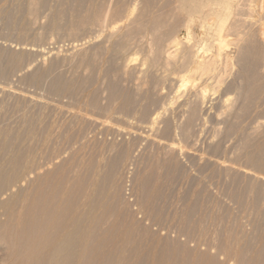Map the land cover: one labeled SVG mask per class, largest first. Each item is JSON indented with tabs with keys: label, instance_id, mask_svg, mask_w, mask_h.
I'll return each instance as SVG.
<instances>
[{
	"label": "rangeland",
	"instance_id": "374dc122",
	"mask_svg": "<svg viewBox=\"0 0 264 264\" xmlns=\"http://www.w3.org/2000/svg\"><path fill=\"white\" fill-rule=\"evenodd\" d=\"M124 1L0 0V130L2 129L4 136L8 137L7 140L11 143L10 148L13 151L9 148L11 151L9 154L17 159L21 158L19 161L21 164H17L16 168L11 162L8 163L10 157L8 150L1 152L2 159L1 156L0 159L3 161L0 160V162H3L2 165L5 162L6 173H10L11 169L13 171V168L16 174L19 169L21 173L18 171L19 182L17 180L15 184L17 188H13L11 193L2 195L0 198L2 197L3 201H11L12 205L14 202L13 206L16 208L14 207L13 211L16 214H24L30 207L29 204L33 203L31 200L34 201V198L39 196L35 200L39 199L42 204H48L47 201L51 199L56 203L58 199L63 203L66 201L67 205L64 203L63 208L73 206L81 208L79 210L82 212H87L94 206L98 207L97 204L101 203L105 206L97 210L101 211L103 208L105 211V208L109 206L107 209L112 208L117 213L126 212L121 213L124 216L127 214V218L130 216V220L133 218L140 221L139 217L147 212L151 213L152 206L155 204L156 207L164 210L165 219L160 222V224L163 222L162 226L165 224L164 227L169 225L174 229H180L186 217L183 215L188 216L187 212H189L194 214L190 215L193 219L188 216L193 221L190 223L192 230L203 232V242L206 241L211 245L212 243L235 244L237 242L244 246L249 240H253L252 243L259 245V236L264 230V154L262 155V152L264 153V102L262 101L264 77L262 76L263 79H261V75H264V16H262L264 8L260 9L259 5L256 6L258 0H239L233 3V12H236L234 14L232 12L229 22L226 21L230 23L228 28V24H225L227 28L225 32L228 33L225 39L229 40H226L229 42H226V45L229 44L230 50L228 51L225 46L224 49L227 52L224 49L223 51L230 55L234 54V56L231 55L232 59L240 62L242 58L245 62L241 60L240 63L234 64L236 61L232 60L230 67L218 69V73L215 72L217 75L212 73L210 75L212 80L209 81V76L203 77L204 81L199 80L195 85L193 80L189 83L183 82V78L190 75L186 65L188 63L184 61L195 59L197 53L203 48L201 43L204 47L210 39L215 43L218 28V23L214 21L216 17L209 18V23L205 24L208 27L206 28L202 26L204 21L201 22L199 18L189 19L184 10L176 8L177 4L181 5L183 0ZM185 1L183 3L187 7L190 4L187 2H192V0ZM254 3L255 6H253ZM100 9L105 12L104 15ZM241 10H244V14ZM115 11L116 13L121 11V14H115ZM107 13L108 16L105 15ZM174 14L177 18L181 17L179 21L173 17ZM235 14L239 17H235ZM102 15L104 18H100ZM240 15H243L245 19ZM256 15L257 18H255ZM110 16L112 20L108 19ZM173 19L175 22L169 23ZM238 19H243L245 24ZM187 20L190 21H188L190 25ZM214 23L217 25L215 26ZM169 24L172 27L176 24L179 32L175 27L174 33H170L173 28ZM209 24H212L211 27L214 29H211ZM235 25L238 26V30ZM180 26L183 27L180 29ZM169 27L172 29L170 30ZM247 28L249 33L245 31ZM243 29L248 34H243L244 32L241 31ZM207 31L213 36L210 34L207 36ZM254 31L258 32H256L257 36ZM168 33L173 35L167 36ZM241 34L246 37L244 38ZM174 35L177 36L174 37ZM248 35L252 37L248 38ZM238 36L241 42L245 43L244 45L241 43L242 47H249V45L255 47H249L250 49L247 50L252 52L249 56H252L253 63L250 62L251 57L247 60L246 56L241 57L242 50H237L240 49L236 41ZM205 37L208 38V42ZM253 37H256L253 40L258 38L260 40L253 42ZM173 38L177 40L180 38L181 41L179 40L178 44L183 42L186 47L183 43L182 46L181 44L174 46ZM200 38L204 42H198L201 41ZM212 42L208 44L211 46ZM189 43L191 47L188 48ZM209 45H206L207 49H210ZM193 46L196 47L193 48ZM187 49L190 54L192 53L191 55ZM211 49L213 53L215 48ZM168 51L174 52L175 57L168 58ZM261 51H263L262 57H260ZM177 52L186 53V56L183 57V54ZM236 54L240 56L237 58ZM257 54L262 64L256 59ZM178 55H181L179 58L183 69L179 62H176L179 61ZM188 55L190 57L187 58ZM245 63L246 65L248 63L251 68L250 75L248 66L244 67ZM250 63L255 67L261 66V68L257 67L259 72ZM240 64L241 69H239ZM185 68L187 71L183 73ZM252 68L256 71L253 69L254 72L251 73ZM238 70H242L239 71V75H237ZM255 72L257 75L259 73L263 86L261 80L254 77ZM244 75L249 76L250 82ZM251 75L254 78L252 80L260 81L256 84L251 80ZM234 77L237 79L233 80ZM245 78L247 79L245 83L241 82ZM216 79H218L217 82ZM230 80H233L232 83ZM226 81H229L230 86ZM258 83L261 84L262 88H259L261 91H257ZM251 84L252 86L255 84L257 89L254 86L251 87ZM225 86L227 89L224 88ZM247 86L255 89L256 94L252 95L255 92L250 87L248 88L250 92H247ZM232 87H235V90ZM195 89L196 92H194ZM202 90H207L204 93L205 96L201 95ZM241 91L244 92L241 93ZM247 96L250 99H247ZM239 102H242V105ZM194 104L202 108L198 109ZM194 108L196 112L193 111ZM189 110L195 113L192 114ZM187 113L193 116V120ZM152 122L156 125H152ZM9 129L11 132L8 131ZM260 146L263 148L262 151ZM53 183H56V186L52 185ZM50 186L53 187L50 188ZM18 197L19 200L21 199L19 202ZM51 201L50 206L54 205ZM191 206L197 210L193 209L194 212L189 210ZM5 213H7L6 210L0 208V224L7 221ZM1 227H3L2 224L0 229L5 232L2 233L0 230V264H8L7 257L11 248L8 246L13 244L8 245L7 239L10 236L15 238L18 234L13 228L11 230ZM5 227H8L7 224ZM7 230L14 232L15 235L13 233L8 235ZM13 237L10 239H14ZM70 261L68 260L67 264L75 263L73 259ZM27 263L31 264L30 261L25 264ZM38 264L44 263L42 261Z\"/></svg>",
	"mask_w": 264,
	"mask_h": 264
},
{
	"label": "bare ground",
	"instance_id": "6f19581e",
	"mask_svg": "<svg viewBox=\"0 0 264 264\" xmlns=\"http://www.w3.org/2000/svg\"><path fill=\"white\" fill-rule=\"evenodd\" d=\"M124 1V0H123ZM181 1V0H180ZM185 0H183L181 3L182 4H184L183 2H184ZM189 1H191V0H189ZM236 1H239V0H194V2H193V0H192V2H187L189 5H188V7L186 6V4H184V6H186V8H184V6H183V8H181V5L180 4H177V7L176 6H174V7H176V8H179V9H181V10H184V12H186L187 13V18L189 17V19L191 18V19H193L194 20V18L196 19V18H199V20L201 21V22H203L204 21V24H202V26L204 25L206 28H208L205 24H207V22L209 23V20L211 19V16H214V17H216V20L214 19V21H215V23H218V28L216 29V34H217V38L216 39H214L215 40V43L214 42H212L211 41V39H210V42H212L211 43V46L208 44V43H210V42H208V38L206 39V37H205V39L207 40V44H205V47L204 46H202V43H201V47H203V48H201L202 50H201V52H199V53H197L198 55L195 57V59L193 58V60L191 59V60H188V59H186L184 62H186V63H188V64H186V65H188V73L190 74V75H188V77H184L183 78V82L185 83V82H187V83H189L190 82V80H193V82L195 83V85H196V83H197V81H201L202 79H203V77L205 78V77H207V76H209L210 77V75H212V73H214V74H216L215 72L217 71V73H218V69H220V68H222V69H226V68H228V67H230V65H231V63H233L232 62V60H234V59H232L233 57H231V55L232 56H234V54H228V53H226L227 51H226V49H224V47L225 46H227V48H228V45L229 44H227L226 45V42L227 43H229L228 41V39L226 38L225 39V37L227 36V34L228 33H226L225 32V29H227L228 28V26H229V24L226 22V21H228V19L231 17L230 15L232 14V12H233V6H234V4L233 3H235ZM255 1V0H254ZM118 2H121V0L119 1L118 0ZM125 2V1H124ZM178 2V1H177ZM186 2V1H185ZM244 2V1H243ZM257 2V1H256ZM33 3V2H32ZM178 3H180V2H178ZM239 3V2H238ZM242 3V2H241ZM246 3V2H245ZM39 4H41V3H39ZM45 4V3H44ZM119 4V3H118ZM124 4V3H123ZM122 4V5H123ZM173 4V3H172ZM114 5H115V3H114ZM178 5H180L179 7H178ZM252 5V4H251ZM258 5H259V7H260V9H263L264 8V0H258V4H256V6L258 7ZM37 6V5H36ZM99 6V5H98ZM103 6V5H102ZM102 6H99V7H102ZM120 6V5H119ZM149 6V5H148ZM167 6V5H166ZM173 6V5H172ZM244 6V5H243ZM245 6H248V5H245ZM253 6H255V3L253 4ZM98 7V8H99ZM105 7V6H104ZM115 7H116V5H115ZM126 7V6H125ZM152 7V6H151ZM174 7H169V8H171V9H173ZM33 8H36V7H33ZM107 8V7H106ZM166 8V7H165ZM175 8V9H176ZM239 8V7H238ZM238 8H237V10H238ZM241 8V7H240ZM244 8V7H243ZM253 8V7H252ZM112 9V8H111ZM123 9V8H122ZM168 9V8H167ZM259 9V8H258ZM101 10V13H103V15H104V13L105 12H102V9H100ZM181 10H179V11H181ZM236 10V9H235ZM251 10V9H250ZM253 10V9H252ZM255 10H257L256 8H255ZM255 10H254V13H255ZM9 11V10H8ZM96 11V10H95ZM103 11H104V9H103ZM106 11V10H105ZM117 11V10H116ZM116 11H115V14H121L120 12H118V13H116ZM167 11V10H166ZM169 11H170V9H169ZM174 11V10H173ZM177 11H178V9H177ZM177 11H175L176 13H177ZM242 11V10H241ZM248 11V10H247ZM246 11V12H247ZM10 12V11H9ZM61 12V11H60ZM100 12V11H99ZM109 12V11H108ZM111 12V11H110ZM112 12L114 13V10H112ZM122 12H124V9L122 10ZM127 12V11H126ZM174 12V13H175ZM183 12V14H185ZM236 12V11H235ZM235 12H233V14L235 13ZM238 12H240V11H238ZM244 12V10L242 11V13ZM249 12V11H248ZM11 13V12H10ZM62 13V12H61ZM92 13V12H91ZM101 13H100V15H101ZM113 13H112V16H113ZM152 13V12H151ZM155 13V12H154ZM179 13V12H178ZM263 13H264V10H263ZM88 14H90V13H88ZM122 14H124V13H122ZM164 14H165V12H164ZM163 14V15H164ZM180 14V13H179ZM178 14V15H179ZM238 14H240V13H238ZM238 14H235V17H237L236 15H238ZM244 14V13H243ZM248 14V13H247ZM246 14V15H247ZM256 14V13H255ZM8 15H9V13H8ZM11 15V14H10ZM58 15V14H57ZM80 15V14H79ZM82 15H83V13H82ZM97 15V14H96ZM95 15V16H96ZM99 14H98V16H100ZM102 15V17H100V18H104V16ZM105 15H109L108 13L107 14H105ZM111 15V14H110ZM125 15V14H124ZM123 15V16H124ZM150 15V14H149ZM162 15V16H163ZM166 15V14H165ZM177 15V16H178ZM260 15H261V13H260ZM81 16V15H80ZM97 16V17H98ZM147 16V15H146ZM185 16V15H184ZM240 16H243V15H240ZM251 16V15H250ZM249 16V17H250ZM262 16H264V14L262 15ZM262 16H260V18L262 17ZM84 17H86V16H84ZM89 17H90V15H89ZM92 17V16H91ZM94 17V16H93ZM116 17V16H115ZM115 17H113L114 19H116ZM118 17V16H117ZM119 17H120V15H119ZM118 17V18H119ZM157 17L159 18V16L157 15ZM169 17V16H168ZM174 18L176 17V15L174 14V16H173ZM239 17V16H238ZM237 17V18H238ZM8 18V17H7ZM87 18V17H86ZM86 18H85V22H86ZM106 18V17H105ZM108 18V17H107ZM112 17L110 16V18H108L109 20H112L111 19ZM155 19H156V17H154ZM154 18H152V19H154ZM162 18V17H161ZM170 18V17H169ZM177 18V17H176ZM181 17H179V18H177L178 19V21H179V19H180ZM185 18V17H184ZM210 18V19H209ZM213 18V17H212ZM237 18H235V19H237ZM242 18V17H241ZM243 18H244V16H243ZM251 18V17H250ZM253 18V17H252ZM255 18H257V15H256V17ZM254 18V19H255ZM258 18H259V16H258ZM264 18V17H263ZM9 19V18H8ZM80 19V18H79ZM89 19V18H88ZM99 19V18H98ZM108 19L106 20V23H107V21H108ZM121 19V18H120ZM119 19V20H120ZM150 19V18H149ZM172 19V18H171ZM231 19V18H230ZM233 19V18H232ZM245 19V18H244ZM246 19H248V18H246ZM147 20V19H146ZM161 20V19H160ZM165 20V19H164ZM163 20V21H164ZM169 20V19H168ZM168 20H166L167 22H168ZM183 20V19H182ZM192 20V21H193ZM234 20V19H233ZM240 19H238V21H239ZM242 21H243V23H244V20L243 19H241ZM239 21V22H242V21ZM250 20V19H249ZM258 21H259V19H257ZM261 20H262V18H261ZM260 20V21H261ZM8 21V20H7ZM11 21V20H10ZM152 21H154V20H152ZM162 21V20H161ZM160 21V22H161ZM172 21H173V23L175 22V20L173 19V20H171V22H169V23H172ZM189 20H187V22H188ZM214 21H212V23L214 22ZM246 21V20H245ZM263 21H264V19H263ZM12 22V21H11ZM14 22V21H13ZM137 22V21H136ZM142 22V21H141ZM145 22V21H144ZM156 22H158L157 20H156ZM155 22V23H156ZM159 22V23H160ZM190 22V21H189ZM189 22H188V24H189ZM211 22V21H210ZM229 22V21H228ZM234 22V21H233ZM237 22V21H236ZM235 22V23H236ZM248 23H249V21H247ZM257 22V21H256ZM104 23V22H103ZM102 23V24H103ZM146 23V22H145ZM148 23V22H147ZM150 23V22H149ZM154 23V22H153ZM162 23H164V22H162ZM161 23V25H163ZM186 23V22H185ZM193 23V22H192ZM215 23H214V25H215ZM228 25H227V24ZM234 23V24H235ZM238 23V22H237ZM236 23V24H237ZM248 23H246V24H248ZM84 24V23H83ZM82 24V25H83ZM143 24V23H142ZM165 24V23H164ZM177 24V23H176ZM175 24V25H176ZM225 24L227 25V28H225ZM245 24V23H244ZM255 24V23H254ZM260 24H262V22L260 23ZM160 25V24H159ZM174 24H173V27L169 24V26H171L172 28V30L170 29V27H169V29L171 30V32L170 33H174L173 32V30H175L174 28L176 27ZM180 25H182L181 23H180ZM186 25V24H185ZM190 25V24H189ZM210 25V24H209ZM212 25V24H211ZM211 25H210V28L212 29L213 27H211ZM217 25V24H216ZM215 25V26H216ZM240 25V24H239ZM252 25V24H251ZM136 26V25H135ZM139 26V25H138ZM164 27H165V25H163ZM187 26V25H186ZM203 26V27H204ZM233 26V25H232ZM236 26V25H235ZM243 26V25H242ZM264 26V25H263ZM149 27H151V26H149ZM155 27V26H154ZM181 27H183V26H180V29H181ZM189 27V26H188ZM237 27V30H238V26H236ZM247 27V26H246ZM249 27V26H248ZM152 28H153V26H152ZM187 28V27H186ZM190 28H191V26H190ZM190 28H188V30H189V32H191V34H192V31H190ZM205 28V29H206ZM229 28H232V27H229ZM244 28H245V26H244ZM251 28V27H250ZM261 28V27H260ZM264 28V27H263ZM160 29V28H159ZM163 29V28H162ZM166 29H167V26H166ZM169 29L167 30L168 32H169ZM177 29H179L178 27H176V30ZM185 29V28H184ZM205 29H203L204 31H206ZM214 29V28H213ZM242 29V28H241ZM255 29H257V28H255ZM150 30H151V28H150ZM235 30V29H234ZM244 30L245 29H243V30H241L242 32H244ZM260 30V29H259ZM258 30V32L260 33V31ZM263 30V29H262ZM261 30V31H262ZM155 31V30H154ZM178 31V30H177ZM209 31V30H208ZM207 31V32H208ZM229 31V30H228ZM232 31V30H231ZM245 31H247L248 33H249V29L247 28V30H245ZM251 31V30H250ZM179 32V31H178ZM210 32V31H209ZM208 32V34L206 33V35L208 36L209 34L211 35V33H209ZM212 32V31H211ZM234 32V31H233ZM235 32H236V30H235ZM241 32V33H242ZM247 32H244L243 34H248ZM252 32H253V29H252ZM255 32V31H254ZM257 32V31H256ZM255 32V33H256ZM257 32V33H258ZM153 34H154V32H152ZM166 33V32H165ZM164 33V34H165ZM187 33V32H186ZM194 33V32H193ZM214 33H215V31H214ZM232 33V32H231ZM230 33V34H231ZM237 33V32H236ZM240 32H238V34H239ZM257 33H256V36H257ZM177 34H179V33H177ZM188 34V33H187ZM190 34V35H191ZM216 34H214V36H216ZM243 34H241L242 36H244ZM160 35H161V33H160ZM162 35H163V32H162ZM171 35V34H170ZM169 35V33L167 34V36H170ZM173 35V34H172ZM171 35V36H172ZM205 35V34H204ZM205 35V36H206ZM250 35V34H249ZM247 36L248 38H251L252 36ZM253 35H254V33H253ZM262 35V34H261ZM175 36H177V35H174V37ZM189 36V35H188ZM188 36H187V38H188ZM192 36V35H191ZM194 36V35H193ZM192 36V37H193ZM211 36H213V35H211ZM231 36H233V35H231ZM258 36H260L259 34H258ZM196 37H197V35H196ZM195 37V38H196ZM228 37V36H227ZM234 37V36H233ZM232 37V39H234ZM235 37H237V36H235ZM239 37V36H238ZM246 37V35L244 36V38ZM159 38V37H158ZM161 38H162V36H161ZM165 38H167V37H165ZM170 38H172V37H170ZM177 38V37H176ZM182 38V37H181ZM203 38V37H202ZM213 38V37H212ZM243 38V39H244ZM254 38H256V37H253L252 38V40L254 39ZM261 38V37H260ZM174 39V38H173ZM178 39V38H177ZM177 39H174L175 41L173 42V44H174V46L177 44L178 46H179V44H181V46H182V43L183 42H181V43H179L178 44V41L180 40V38H179V40H177ZM188 39H191V38H188ZM188 39H186V41L188 40ZM194 39V38H193ZM204 39V38H203ZM259 39V38H258ZM257 39V40H258ZM200 40H201V38H200ZM206 40H205V42H206ZM213 40V39H212ZM226 40H228V41H226ZM257 40H253V42L254 41H257ZM260 40V39H259ZM160 41V40H159ZM158 41V42H159ZM162 41V40H161ZM181 41V40H180ZM231 41V40H230ZM237 46H238V48H240V49H237V50H242L241 51V57H242V55H244V56H246V59L247 58H250V62H254V60H253V58H252V56H249V54L250 55H252V52L250 51H247L248 49H250L251 47H253V48H255L254 46H250L249 45V47L248 46H246V47H242V45H241V43H243V45L245 44L244 42H241L242 40H241V38L239 37L237 40ZM244 41H245V39H244ZM247 41H248V39H247ZM165 42V41H164ZM166 42H167V40H166ZM193 42V41H192ZM198 42H204V41H198ZM248 42H250V41H248ZM253 42H251V43H253ZM258 42V41H257ZM261 42V41H260ZM159 43H161V42H159ZM195 43H196V39H195ZM231 43H233V42H231ZM263 43V42H262ZM157 44V43H156ZM171 44V43H170ZM184 45V47H186L185 46V43H183ZM188 44V43H187ZM186 44V45H187ZM190 44L191 43H189V45H188V48H189V46H190ZM247 44H249V43H247ZM259 44V43H258ZM258 44H257V46H258ZM193 45V44H192ZM198 45V44H197ZM196 45V46H197ZM206 45H209V48L210 49H207L208 47L206 46ZM233 45H236V43H233ZM254 45V44H253ZM263 45V44H262ZM196 46H193V48L194 47H196ZM200 46V45H199ZM173 47V46H172ZM184 47H182L183 49H184ZM191 47V46H190ZM207 47V48H206ZM231 47V46H230ZM236 47V46H235ZM248 47V48H247ZM262 47V46H261ZM155 48H156V46H155ZM176 48V47H175ZM179 48V47H178ZM181 48V49H182ZM192 48V49H193ZM211 48H215V51L212 53L211 51H212V49ZM252 48V49H253ZM264 48V47H263ZM263 48H262V50H263ZM169 49V48H168ZM171 49V48H170ZM174 49V48H173ZM180 49V48H179ZM186 49V48H185ZM191 49V48H190ZM196 49H200V48H196ZM223 49L226 51V52H224L223 51ZM251 49V50H252ZM257 49V48H256ZM176 50V49H175ZM178 50V49H177ZM230 50V48H228V51ZM255 50V49H254ZM258 51L260 50V48L259 49H257ZM154 51V50H153ZM180 51V50H179ZM186 51V50H185ZM184 51V52H185ZM209 51L211 52V53H209ZM253 51V50H252ZM264 51V50H263ZM263 51H261V55H260V57H262V53H263ZM157 52V51H156ZM161 52V51H160ZM169 53H168V58H174L175 56H174V52H171V51H168ZM182 52H183V50H182ZM187 52H188V49H187ZM192 52V51H191ZM194 52V51H193ZM196 52H198V51H196ZM196 52H194V53H196ZM233 52V51H232ZM231 52V53H232ZM239 52V51H238ZM247 52H249V53H247ZM255 52H256V50H255ZM254 52V53H255ZM158 53V52H157ZM167 53V52H166ZM178 53V52H177ZM180 53V52H179ZM178 53V54H179ZM189 53V52H188ZM234 53V52H233ZM247 53V55H245ZM253 53V54H254ZM257 53V52H256ZM255 53V54H256ZM260 53V52H259ZM154 54V53H153ZM176 54V53H175ZM180 54H183L182 56L184 57V56H186V53H180ZM190 54V53H189ZM192 54V53H191ZM190 54V55H191ZM254 54V55H255ZM240 55H238V56H240ZM258 56V58L256 57V59H260V57H259V54H257ZM16 56V55H15ZM181 56V55H180ZM179 55H178V58L180 57ZM194 56V55H193ZM236 56H237V54H236ZM238 56H237V58H238ZM244 56H243V58H244ZM3 57V56H2ZM188 57H190L189 55L187 56V58ZM192 57V56H191ZM181 58V57H180ZM179 58V61H176V62H179L178 64L181 66V63H180V61H181V59ZM17 59H19V58H17ZM235 59H236V57H235ZM252 59V60H251ZM255 59V58H254ZM255 59V60H256ZM263 59V58H262ZM167 60H169V59H167ZM171 60V59H170ZM241 60H242V58L240 59V62H241ZM248 60V59H247ZM246 60V61H247ZM257 60V61H258ZM16 61V60H15ZM191 61V62H190ZM234 61H236V60H234ZM262 61V60H261ZM176 62H175V64H176ZM237 62H239L238 60L234 63V64H236ZM239 62V63H240ZM242 62L244 63L245 62V60H242ZM249 62V61H248ZM238 63V64H239ZM252 63H250V64H252ZM258 62H256V64H257ZM259 63H260V60H259ZM167 64H168V62H167ZM172 64H174V63H172ZM237 64V65H238ZM255 64V63H254ZM255 64V65H256ZM260 64H262V63H260ZM169 65H170V63H169ZM244 65V64H243ZM243 65H242V67H243ZM184 66V65H183ZM246 66H248V63H247V65H246V63H245V66L244 67H246ZM252 66H253V64H252ZM259 65H257L256 67L255 66H253L254 68H257ZM2 67V66H1ZM174 67V66H173ZM175 67H176V65H175ZM179 67V66H178ZM235 67H237L236 65H235ZM240 68L239 69H241V64H240V66H239ZM250 67H251V65H250ZM177 68V67H176ZM175 68V69H176ZM181 68H182V66H181ZM184 68V67H183ZM182 68V69H183ZM185 68V69H186ZM238 68V67H237ZM247 68V67H246ZM254 68H252V70H251V73L252 72H254ZM259 68H261V66H259ZM259 68H257V72H259L258 71V69ZM178 69H180V68H178ZM187 69L186 70H184V71H182L183 73L185 72V71H187ZM234 69V68H233ZM245 69V68H244ZM243 69V71H245ZM248 73H249V75H250V69L251 68H249V66H248ZM254 69V70H253ZM230 70H232V69H230ZM176 71V70H175ZM178 71V70H177ZM220 71V70H219ZM225 71V70H224ZM223 71V72H224ZM239 71L240 70H238V72H237V75H239L240 73H239ZM242 71V70H241ZM240 71V72H241ZM256 71V70H255ZM261 71V70H260ZM2 72V71H1ZM5 72V71H4ZM181 72V71H180ZM220 72H222V71H220ZM228 72H230V71H228ZM232 72V71H231ZM235 72V71H234ZM234 72H233V74H234ZM257 72H255V74L257 75ZM3 73V72H2ZM175 73V72H174ZM187 73V72H186ZM239 73V74H238ZM247 73V72H246ZM263 73H264V71H263ZM262 73V74H263ZM221 74V73H220ZM225 74V73H224ZM224 74H223V76H224ZM242 74H244V73H242ZM241 74V75H242ZM179 75V74H178ZM217 75V74H216ZM234 75H236V74H234ZM236 75V76H237ZM240 75V76H241ZM248 75V74H247ZM254 75V74H253ZM254 76V77H258V78H256V79H260L259 78V73H258V75L257 76ZM186 76V75H185ZM222 76V75H221ZM230 75H228V77H229ZM232 76V75H231ZM262 76L264 77V75H261V79H263L262 78ZM212 77V76H211ZM211 77L209 78V81H210V79H211ZM214 77H215V75H214ZM217 78H218V76H216ZM215 77V78H216ZM243 77V76H242ZM241 77V79L243 80V78ZM244 77H246L245 75H244ZM249 77V76H248ZM248 77H246L248 80H249V78ZM253 76L251 75V80L252 79H254V78H252ZM229 78H231V77H229ZM239 78V77H238ZM245 78V80L244 81H241V82H244L245 83V81L247 80ZM213 79V78H212ZM211 79V80H212ZM225 79V78H224ZM237 79V77H234V79L233 80H236ZM260 79V80H261ZM206 80V82L205 83H207V79H205ZM217 80L218 79H216V82H217ZM223 80V78L221 79V81ZM226 80V79H225ZM233 80H230V82L232 83V81ZM259 80V81H260ZM202 81H204V80H202ZM240 81V80H239ZM238 81V82H239ZM252 81H254V82H256V84H257V82H259L258 80L257 81H255V80H252ZM264 81V80H263ZM192 82V84H194ZM215 82V83H216ZM220 82V81H219ZM227 82V81H226ZM229 82V81H228ZM227 82V83H228ZM249 82H250V80H249ZM201 83H204V82H201ZM223 83V82H222ZM225 83V82H224ZM236 84H237V81H236ZM247 84V83H246ZM249 84V83H248ZM259 84V83H258ZM261 84H262V80H261ZM261 84H259V85H253L256 89H257V91H259L260 89V87H261ZM198 85V84H197ZM218 85V84H217ZM219 85L220 86H222L220 83H219ZM225 85H227V84H225ZM228 85H229V83H228ZM250 85V84H249ZM194 86V85H193ZM199 86H201V85H199ZM219 86V87H220ZM230 86V85H229ZM234 86V85H233ZM245 86V85H244ZM243 86V87H244ZM252 86V84H251V87H253ZM262 86H263V84H262ZM196 87V86H195ZM202 87H203V84H202ZM250 86H247L245 89L246 90H248V88H249ZM251 87H250V89H251ZM198 88H200V87H198ZM211 88V87H210ZM217 88V87H216ZM224 88H226V86L224 87ZM229 88H231V87H229ZM233 88V87H232ZM235 88V87H234ZM233 88V89H234ZM262 88V87H261ZM194 89V88H193ZM207 89V88H206ZM209 89V88H208ZM214 89V88H213ZM227 89V88H226ZM250 89L247 91V92H250ZM218 90V89H217ZM225 90V89H224ZM232 90V89H231ZM235 90V89H234ZM251 90H253V89H251ZM201 91V90H200ZM254 92H255V89L253 90ZM261 91V90H260ZM193 92V91H192ZM194 92H196V89H195V91ZM199 92V91H198ZM207 92V90L206 91H204V90H202V92H201V95H204V93H206ZM209 92V91H208ZM211 92V91H210ZM224 92V91H223ZM222 92V93H223ZM227 92V91H226ZM242 92H244V91H241V93ZM252 92V91H251ZM262 92H263V90H262ZM261 92V93H262ZM238 93H239V91H238ZM195 94V93H194ZM199 94V93H198ZM197 94V95H198ZM210 94V93H209ZM231 94V93H230ZM233 94V93H232ZM245 94V93H244ZM256 94V92L254 93V94H252V95H255ZM259 93H257V95H258ZM264 93H262V95H263ZM192 95H193V93H192ZM224 95H226V94H224ZM246 95H248L247 93H246ZM251 95V94H250ZM249 95V96H250ZM262 95L260 96V97H262ZM205 96V95H204ZM240 96V95H239ZM249 96H247L246 98L247 99H250L249 98ZM8 97V96H7ZM196 97V96H195ZM207 97V96H206ZM251 97V96H250ZM257 97V96H256ZM264 97V96H263ZM6 98V97H5ZM198 98V97H197ZM201 98V97H200ZM221 98V97H220ZM240 98V97H239ZM252 98V97H251ZM189 99V98H188ZM191 99V98H190ZM222 99V98H221ZM229 99V98H228ZM227 99V100H228ZM252 99H255V98H252ZM251 99V100H252ZM258 99H260V98H258ZM264 98H262V101L264 102V100H263ZM10 100V99H9ZM197 100V99H196ZM208 100V99H207ZM240 100V99H239ZM256 100H257V98H256ZM261 100V99H260ZM190 101V100H189ZM201 101H203L202 99H201ZM211 101V100H210ZM224 101V100H223ZM243 101H244V99H243ZM261 101V103L263 104V102ZM8 102V101H7ZM195 102V101H194ZM205 102V101H204ZM256 102V101H255ZM259 102V101H258ZM3 103V102H2ZM6 103V102H5ZM188 103V102H187ZM193 103V102H192ZM198 103H200V101H198ZM197 103V105H199ZM202 103V102H201ZM210 103V102H209ZM208 103V104H209ZM223 103V102H222ZM225 103V102H224ZM237 103H238V100H237ZM240 103V102H239ZM244 103V102H243ZM257 103V102H256ZM255 103V104H256ZM196 104V103H195ZM194 104V105H195ZM207 104V103H206ZM218 104V103H217ZM241 105H242V102L240 103ZM246 104V103H245ZM257 104H260V103H257ZM201 105V104H200ZM13 106V105H12ZM190 106V105H189ZM188 106V107H189ZM202 106H203V104H202ZM230 106V105H229ZM246 106H247V104H246ZM250 106H252V105H250ZM256 106V105H255ZM258 106H261V105H258ZM1 107H2V105H1ZM193 107V106H192ZM195 107H197L198 108V106H196L195 105ZM201 107V106H200ZM199 107V108H200ZM217 107H219V106H217ZM223 107V106H222ZM239 107V106H238ZM245 107V106H244ZM263 107V106H262ZM8 108V107H7ZM6 108V109H7ZM10 108V107H9ZM145 108V107H144ZM191 108V107H190ZM198 108V109H199ZM202 108V107H201ZM226 108H228V107H226ZM234 108H237V107H234ZM258 108V107H257ZM12 109V108H11ZM198 109H197V111H198ZM220 109V108H219ZM224 109V108H223ZM229 109V108H228ZM145 110V109H144ZM191 110V109H190ZM189 110V111H190ZM196 110V108H194V110L193 111H195ZM232 110H234L233 108H232ZM12 112V111H11ZM191 112V111H190ZM190 112H188V113H190ZM196 112V111H195ZM195 112H191L192 114L193 113H195ZM230 112V111H229ZM235 112H237V111H235ZM142 113V112H141ZM187 113V115H190V114H188ZM231 113H232V111H231ZM231 113H229L230 115H231ZM13 114V113H12ZM198 114V116H199V113H197ZM9 115H10V113H9ZM196 115V114H195ZM191 116V115H190ZM3 117V116H2ZM8 117V116H7ZM6 118V117H5ZM11 118V117H10ZM157 118V117H156ZM156 118H154L155 120H156ZM189 118V117H188ZM187 118V119H188ZM191 118H192V120H193V116H191ZM190 118V119H191ZM7 119V118H6ZM1 120H3V119H1ZM158 120V119H157ZM156 120V121H157ZM194 120H197V119H195L194 118ZM13 121V120H12ZM154 121V120H153ZM1 122V121H0ZM4 122V121H3ZM2 122V123H3ZM6 122V121H5ZM10 122V121H9ZM187 122H189V121H187ZM192 122V121H191ZM194 122V121H193ZM7 123V122H6ZM14 123V122H13ZM12 123V124H13ZM5 124V123H4ZM152 125H154L153 124V122L151 123ZM187 124V123H186ZM193 124V123H192ZM191 124V125H192ZM2 125V124H1ZM14 125V124H13ZM12 125V126H13ZM156 125V124H155ZM188 125H189V123H188ZM185 126V125H184ZM15 127V126H14ZM189 127H190V125H189ZM3 128H5V127H3ZM14 129V128H13ZM154 129V128H153ZM168 129V128H167ZM191 129V128H190ZM189 129V130H190ZM4 131H6V130H4ZM8 131H10V129L8 130ZM188 131V130H187ZM186 131V132H187ZM11 132V131H10ZM8 133V132H7ZM188 133V132H187ZM13 134V133H12ZM35 135V134H34ZM33 135V136H34ZM37 135V134H36ZM40 135V134H39ZM2 136H3V138H2ZM13 136V135H12ZM5 137L6 136H4V134H3V131H2V129L0 130V156H1V152L3 151L4 152V150L6 149V150H8V154H9V151H10V145H11V143H10V141H8L7 140V138L8 137H6V139H5ZM35 137V136H34ZM41 137V136H40ZM11 138V137H10ZM31 139H32V137H31ZM35 139H37V138H35ZM11 140V139H10ZM33 140V139H32ZM45 140V139H44ZM30 141V140H29ZM33 142V141H32ZM36 142V141H35ZM35 142H34V144H35ZM38 142H39V140H38ZM28 144H29V142H28ZM30 146V145H29ZM34 146V145H33ZM36 146H38V145H36ZM32 147V146H31ZM261 147V146H260ZM10 148V149H9ZM35 148V147H34ZM264 148V147H263ZM262 147H261V150L260 151H262V149H263ZM43 149V148H42ZM11 151H13L12 149H11ZM10 151V152H11ZM28 151V150H27ZM263 151H264V149H263ZM2 152V153H3ZM5 152H7V151H5ZM16 152V151H15ZM24 152V151H23ZM23 152H21V153H23ZM30 152H32V151H30ZM259 154V153H258ZM264 153L262 152V155H263ZM10 155V154H9ZM18 155V154H17ZM21 155V154H20ZM261 155V156H262ZM16 156V155H15ZM23 156V155H22ZM264 156V155H263ZM5 158V157H4ZM23 158V157H22ZM26 158V157H25ZM30 158V157H29ZM28 158V159H29ZM263 158V157H262ZM1 159H2V156H1ZM0 159V160H1ZM6 159H7V156H6ZM19 159V160H18ZM17 159V157L15 158L13 155H10V157H9V162L8 163H12L13 164V166H17V164H21V163H19V161H21L20 159V157ZM31 159V158H30ZM251 160V159H250ZM252 160H253V158H252ZM261 160H263V159H261ZM260 160V161H261ZM1 161H3V160H1ZM5 161V160H4ZM24 161V160H23ZM258 161V160H257ZM7 162V161H6ZM25 162V161H24ZM252 163L254 162V161H251ZM259 162V161H258ZM263 162V161H262ZM261 162V163H262ZM1 163H3V162H0V196H2V195H7V194H9V193H11V191L13 190V188H17L16 187V185L15 184H17V180H18V182H19V177H17V175H18V173L20 172L21 173V171H19V170H21V169H19V170H17V174H16V170H15V168H13V171H12V169L9 171L10 173H6V169H5V162H4V165H2ZM27 163H28V161H27ZM176 164V163H175ZM256 164V163H255ZM264 164V163H263ZM8 165V164H7ZM260 165V164H259ZM3 166V167H2ZM9 166V165H8ZM27 166V165H26ZM29 166H30V164H29ZM176 166V165H175ZM261 166V165H260ZM20 167V166H19ZM38 167V166H37ZM9 168V167H8ZM8 168H7V170H8ZM17 168V167H16ZM21 168V167H20ZM26 168V167H25ZM261 168V167H260ZM264 168V167H263ZM36 169V168H35ZM42 169V168H41ZM23 170V169H22ZM19 171V172H18ZM27 171V170H26ZM26 171H25V173H26ZM36 171H37V169H36ZM24 173V172H23ZM33 173H34V171H33ZM38 173V172H37ZM27 174V173H26ZM41 174V173H40ZM39 174V175H40ZM51 174H53V173H51ZM67 174V173H66ZM69 174V173H68ZM19 176H20V174H19ZM26 176V175H25ZM40 176H42V174L40 175ZM56 176V175H55ZM64 176V175H63ZM34 177H36V176H34ZM43 177V176H42ZM45 178H46V176H44ZM50 177V176H49ZM152 177H153V175H152ZM151 178V177H150ZM22 179V178H21ZM24 179V178H23ZM22 179V180H23ZM50 179V178H49ZM64 179V178H63ZM26 180V179H25ZM40 180V179H39ZM44 180H46V179H44ZM67 181V180H66ZM153 181V180H152ZM30 182H32V181H30ZM39 182H41V181H39ZM54 182H55V180H54ZM63 182V181H62ZM61 182V183H62ZM148 182H149V180H148ZM56 183H57V181H56ZM55 183V184H56ZM66 183V182H65ZM150 183V182H149ZM26 184V183H25ZM50 184V183H49ZM54 183L52 184V185H55ZM63 184V183H62ZM69 184H70V182H69ZM144 184V183H143ZM146 184V183H145ZM45 185V184H44ZM43 185V186H44ZM46 185H48L47 183H46ZM58 185H60L59 183H58ZM67 184H65V186H66ZM32 186V185H31ZM41 186V185H40ZM56 186V185H55ZM151 186V185H150ZM153 186V185H152ZM42 187V186H41ZM47 187V186H46ZM51 187H53V186H50V188ZM144 187V186H143ZM33 188V187H32ZM36 188V187H35ZM59 188V187H58ZM145 188V187H144ZM40 189V188H39ZM45 189V188H44ZM44 189H42V190H44ZM48 189V188H47ZM56 189V188H55ZM155 188H153V191H155L154 190ZM25 190V189H24ZM58 190V189H57ZM82 190V189H81ZM142 190H143V188H142ZM147 190V189H146ZM145 190V191H146ZM22 191V190H21ZM27 191V190H26ZM39 191V190H38ZM65 191V190H64ZM150 191V190H149ZM49 193H50V191H48ZM47 192V193H48ZM79 192H80V190H79ZM45 193V192H44ZM73 193V192H72ZM145 193V192H144ZM149 193H151V192H149ZM148 193V194H149ZM13 194H15V193H12V195ZM18 194V193H17ZM25 194H27V193H25ZM39 194V193H38ZM51 194H52V191H51ZM71 194V193H70ZM77 194V193H76ZM75 194V195H76ZM147 194V195H148ZM16 195V194H15ZM24 195V194H23ZM36 195V194H35ZM46 195V194H45ZM44 195V196H45ZM81 195V194H80ZM146 195V194H145ZM11 196V195H10ZM9 196V197H10ZM65 196V195H64ZM67 196V195H66ZM69 196V195H68ZM67 196V197H68ZM82 196V195H81ZM25 197V196H24ZM33 197V196H32ZM31 197V198H32ZM39 196H37V197H35V198H38ZM60 197H62V196H60ZM59 197V198H60ZM67 197H65V198H67ZM71 197V196H70ZM75 197V196H74ZM74 197H72V198H74ZM83 197V196H82ZM2 198V197H1ZM0 198V208L3 210H6V212L7 213H5V214H7V215H5V217L7 218V221L6 222H4V224H5V226H6V224H7V226L9 227H5L4 226V224L3 223H1L2 225H3V227L4 228H6V229H11V228H13L14 229V232H16V234H18V235H16L17 236V238H16V236H15V238L13 237V236H10V238H14V239H7L8 241H7V243H8V245L9 244H13L12 246L11 245H9L8 247H11V248H9L8 250H9V255H8V264H16V262L18 263V264H25L26 262H29L30 261V263L31 264H38L39 262H42L43 261V263L45 264V262L47 263V264H67V261L69 260H72L73 259V261H75V263L74 264H264V230H263V232H261V235L259 236V240H260V243H261V246H260V243H259V245H256V244H254V243H252L253 242V240H249V242H247V244L246 245H244V246H242V245H240L239 243H235V244H233V243H228V242H226V243H218V244H213L212 243V245L209 243L208 244V242H203L204 240L202 239V237L204 236V234H203V232L202 231H200V230H198V231H196V230H192L193 229V227H192V224H190V223H192L193 221H191V219H193L192 218V216H190V215H194V214H190L189 212H187L188 213V216L189 217H191V219L187 216V215H183V216H186V217H184V220H183V223H182V226L181 227H179L180 229H174L173 228V226L172 227H169V225H168V227H164V225L162 226V224H163V222H162V224H160V222L163 220L164 221V219H165V215H164V210L162 209V208H158V207H156V205L154 206H152V212L150 213V212H147V214H145V215H142L141 217H139V218H141V221L140 220H138V219H133L132 217V219L130 220V216L127 218L126 216H127V214H126V216H124L121 212H123V211H118V212H120V213H117L115 210L113 211L112 210V208H111V210H109V209H107V208H105L106 210L105 211H103V208H102V210L100 211V210H97V208H101V207H103V206H105V205H101V203H99V204H97L98 205V207H95L94 206V208H92V209H90L89 211L87 210V212H82V211H80L81 210V208H75V207H73V206H70V208H68V207H64V208H66V209H64L63 208V206H64V203L66 204V201H64V203H63V201L62 202H60V201H58V199H57V202L56 203H54V202H52L51 200H49V201H47L48 202V204L50 203V201L52 202V203H54V205L53 204H51V206H50V204L48 205L47 203L45 204L44 202V204H42V203H40L39 202V199H37V200H35V198H34V201H32L31 200V202H33L32 204H29L30 205V207H28V209H26L27 211L26 212H24V214H16L14 211H13V208L15 207V206H13L14 205V202H13V205H12V203H11V201H3L2 199ZM15 198V197H14ZM76 198H77V196H76ZM150 198H152V197H150ZM10 199V198H9ZM64 199V198H63ZM78 199V198H77ZM80 199V198H79ZM21 200V199H20ZM19 200V197H18V202L20 201ZM59 200H61V199H59ZM152 200V199H151ZM75 201H77V200H75ZM23 202V201H22ZM21 202V203H22ZM68 202V201H67ZM72 202V201H71ZM28 203V202H27ZM26 203V204H27ZM30 203V202H29ZM61 203H63V204H61ZM70 204V203H69ZM68 204V205H69ZM73 204V203H72ZM28 205V206H29ZM67 205V204H66ZM74 206H76L75 204H73ZM94 205V204H93ZM110 205V204H109ZM18 206V205H17ZM19 207H21L20 205H19ZM27 207V206H26ZM16 208V207H15ZM24 208V207H23ZM68 208V209H67ZM118 208V207H117ZM114 209V208H113ZM195 210L196 208L194 207V206H191L190 208H189V210ZM86 210V209H85ZM122 210V209H121ZM194 210H193V212H194ZM197 210V209H196ZM188 211V210H187ZM195 212H197V211H195ZM123 213H126V212H123ZM148 213H150V214H148ZM3 214H4V212H3ZM131 214H133V213H131ZM186 214V213H185ZM136 216V215H135ZM168 217V216H167ZM195 217V216H194ZM4 218V217H3ZM182 218V217H181ZM180 218V219H181ZM6 220V219H5ZM138 220V221H137ZM165 221H167V219L165 220ZM0 224V225H1ZM177 224V223H176ZM3 227H1V228H3ZM175 228H176V226H175ZM5 229V230H6ZM0 230H2V229H0ZM12 230V229H11ZM9 230H7V232H8ZM5 231H3L2 230V233H4ZM14 232H8L9 234L8 235H10V233L12 234H14ZM194 234H195V236H194ZM5 235V234H4ZM7 235V236H8ZM15 235V234H14ZM6 236V235H5ZM229 237H231V236H229ZM8 238V237H7ZM201 238V239H200ZM2 240H4V239H2ZM5 241V240H4ZM2 243H5V242H2ZM1 243V244H2ZM5 245V244H4ZM6 246H7V244H6ZM5 250V249H4ZM6 251H7V249H6ZM5 251V252H6ZM6 258V259H7ZM4 261H7V260H4ZM71 262V261H70ZM28 264V263H27ZM73 264V263H72Z\"/></svg>",
	"mask_w": 264,
	"mask_h": 264
}]
</instances>
